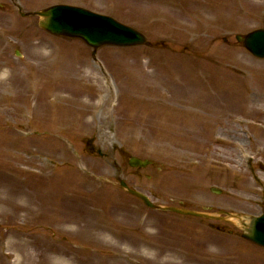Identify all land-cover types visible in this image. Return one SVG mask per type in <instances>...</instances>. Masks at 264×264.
Listing matches in <instances>:
<instances>
[{"label":"rangeland","instance_id":"1","mask_svg":"<svg viewBox=\"0 0 264 264\" xmlns=\"http://www.w3.org/2000/svg\"><path fill=\"white\" fill-rule=\"evenodd\" d=\"M228 2L0 0V170L10 176L0 179V194L9 189L39 194L50 187L56 194L83 196L98 209L131 210L171 231L172 240L212 250L214 264H264V248L244 240L239 224L151 210L122 191L117 180L116 166L132 189L161 206L242 217L264 212V132L252 126L264 130V121L248 115L264 110V60L234 40L264 23H244L240 7L231 14ZM14 3L24 11L53 4L83 7L137 29L147 42L102 47L94 62L83 42L48 35L37 18H22ZM180 68L207 91L217 82L230 84L244 98L241 108L223 98L215 103L223 112L210 130L186 124L180 114L199 110L179 96ZM59 93L72 99L58 103ZM107 94H112L108 111L101 113ZM63 105L77 114L61 116ZM130 156L152 165L131 168ZM245 186L254 193L241 190ZM214 187L221 194H212ZM44 229L0 217V237L50 235ZM11 263L0 258V264Z\"/></svg>","mask_w":264,"mask_h":264},{"label":"bare ground","instance_id":"2","mask_svg":"<svg viewBox=\"0 0 264 264\" xmlns=\"http://www.w3.org/2000/svg\"><path fill=\"white\" fill-rule=\"evenodd\" d=\"M230 2L229 6L234 10L231 14L236 12V7H240L244 23H264V0ZM73 85L79 87L77 83ZM179 86V96L185 97L183 103L199 110L180 115L186 119V124L197 127L203 133L212 128L213 121L223 112L216 109L217 101L225 98L229 105L240 109L241 99L244 100L235 88L224 82H217L215 90L207 91L204 84L181 68ZM61 94L56 96V102L72 99ZM111 98L112 94H107L99 104L101 113L108 111ZM81 103L86 105L87 102ZM60 112L65 117L77 114L67 105H63ZM248 115L264 121V110H250ZM252 126L255 131L264 132L260 125L253 122ZM8 176L0 170V179ZM224 176L236 184L228 175ZM241 190L254 193L249 186ZM88 202L80 195L56 194L50 191V187L39 194H14L10 189L8 194H0V217L19 218L25 225L35 229L44 227L50 232V235L10 232L5 238L1 235L0 258L11 264H214L212 250L202 249L201 246L197 249L182 240H172L171 231L141 219L131 210H103ZM57 236L74 240L78 246L72 247L63 240L54 239Z\"/></svg>","mask_w":264,"mask_h":264},{"label":"water","instance_id":"3","mask_svg":"<svg viewBox=\"0 0 264 264\" xmlns=\"http://www.w3.org/2000/svg\"><path fill=\"white\" fill-rule=\"evenodd\" d=\"M38 15L42 18L39 25L46 31L54 35L81 38L92 47L94 51L96 48L107 44L126 47L127 45H135L144 42L143 37L131 29H128L109 18H103L102 16L95 14L93 15L92 13L81 9H72L71 7L66 6H54L38 13ZM237 41L243 42L244 46L253 55L264 58V31H255L243 38L238 36ZM130 164L132 166L144 167L149 164V162L132 158ZM120 185L122 186V189H125L128 193L141 198L146 205L152 208H157L153 206L144 195L128 189L123 181H121ZM163 209L186 215L217 218L227 221L229 218H237L241 221L237 216L230 214H226V217L218 218L176 208ZM245 227L247 234H245L244 237L258 245L264 246V215L257 218H250V223Z\"/></svg>","mask_w":264,"mask_h":264}]
</instances>
